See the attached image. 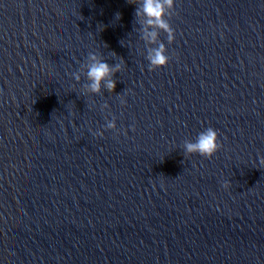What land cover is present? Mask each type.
<instances>
[{"label": "water", "instance_id": "1", "mask_svg": "<svg viewBox=\"0 0 264 264\" xmlns=\"http://www.w3.org/2000/svg\"><path fill=\"white\" fill-rule=\"evenodd\" d=\"M136 6L0 0V264H264V0H174L151 71Z\"/></svg>", "mask_w": 264, "mask_h": 264}, {"label": "clouds", "instance_id": "2", "mask_svg": "<svg viewBox=\"0 0 264 264\" xmlns=\"http://www.w3.org/2000/svg\"><path fill=\"white\" fill-rule=\"evenodd\" d=\"M136 4L135 16L141 24L142 39L149 45L146 60L149 70L162 68L168 63L169 57L166 54V47L163 42L157 43L159 32L166 34L167 42L171 44L174 40V32L165 17H170L174 7V0H130ZM116 19H120V14H116ZM115 55V53H113ZM123 60L120 63L109 65L96 53H89L86 63L83 65L84 73L88 80L85 92L97 94L101 91V86L112 92L116 81L113 76L121 71ZM76 82L80 80V73L72 74ZM107 107V105H105ZM107 130L116 129L115 118L106 122ZM102 135V133H97ZM217 131L212 127H207L199 132L193 140H186L183 145L184 156L197 154L204 158H211L219 149ZM264 165V159L260 160ZM224 187H228L225 183Z\"/></svg>", "mask_w": 264, "mask_h": 264}]
</instances>
